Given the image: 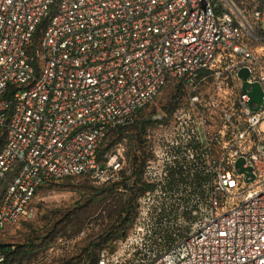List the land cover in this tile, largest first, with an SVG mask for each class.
<instances>
[{
  "label": "built area",
  "instance_id": "1",
  "mask_svg": "<svg viewBox=\"0 0 264 264\" xmlns=\"http://www.w3.org/2000/svg\"><path fill=\"white\" fill-rule=\"evenodd\" d=\"M263 11L264 0H0V233L33 216L44 183L85 176L135 194L97 264H264ZM244 83L263 93L257 110ZM170 84L184 99L142 117L140 168L127 139L100 155Z\"/></svg>",
  "mask_w": 264,
  "mask_h": 264
},
{
  "label": "trees",
  "instance_id": "2",
  "mask_svg": "<svg viewBox=\"0 0 264 264\" xmlns=\"http://www.w3.org/2000/svg\"><path fill=\"white\" fill-rule=\"evenodd\" d=\"M39 37L40 35L38 34L35 37V42H38ZM169 86L171 84L166 87ZM184 95L183 88L174 85V92L168 100L169 103L165 105V109L176 106L177 101H183ZM146 124L147 122L143 121L142 116H140L138 121L130 128L110 132L100 147V155L108 149L112 142L116 143L122 139H127L131 152V164L132 166H137L139 169L140 162L143 161L140 140ZM80 177L83 180L74 183ZM65 187L82 189L79 201L75 205L59 207L58 209H52L44 213L41 220L45 224L46 230L38 245H35L30 237L22 245L11 246L0 244V248L5 254L3 264H34L37 260V254L42 251L44 252L48 248V244L54 239H70L81 233L84 229L90 230L86 237V240L90 242L86 247L79 250L78 259L83 262L82 264H97L96 252L98 248L108 240L121 238L125 234L135 211V194H131L128 198H123L118 193L115 184L95 187L87 177L79 176L48 181L38 188L35 196L38 191L43 189L51 190L53 188L62 189ZM38 247L39 251L37 252L35 249ZM62 261H58L59 264L66 263H62Z\"/></svg>",
  "mask_w": 264,
  "mask_h": 264
},
{
  "label": "rangeland",
  "instance_id": "3",
  "mask_svg": "<svg viewBox=\"0 0 264 264\" xmlns=\"http://www.w3.org/2000/svg\"><path fill=\"white\" fill-rule=\"evenodd\" d=\"M262 29L264 31V11ZM174 92V85L166 87L157 97L154 105L147 111L142 113L143 119L156 113L159 108L164 107L169 103ZM114 143V142H112ZM83 178H77L74 183L82 181ZM82 189L80 188H53L51 190H40L32 200L31 207L33 208V216L26 220L21 221L19 224L8 227L6 231L0 233V244L4 245H22L26 243L27 238H31L35 245H38L41 241V237L45 233L46 228L42 222V216L47 211L52 209H58L59 207H66L75 205L80 199ZM97 230V229H96ZM90 230L84 229L81 233L73 238H57L54 239L48 248L43 252L37 254V260L34 264H59L58 261L63 260L65 264H82L83 262L78 259L79 250L86 247L90 241L86 240ZM120 238H112L103 243L96 252V256L102 247L106 244H116ZM43 248V247H42ZM39 251V247L35 249ZM113 250V248L111 249Z\"/></svg>",
  "mask_w": 264,
  "mask_h": 264
},
{
  "label": "water",
  "instance_id": "4",
  "mask_svg": "<svg viewBox=\"0 0 264 264\" xmlns=\"http://www.w3.org/2000/svg\"><path fill=\"white\" fill-rule=\"evenodd\" d=\"M239 76L246 79L247 78V72L245 70H242L239 73ZM246 88H251V92L249 94L250 104L255 103L257 105V107L254 110H257L259 108V106L262 105L263 93L257 84L248 85L247 83H244L243 89H246ZM240 164L241 163L238 162L237 166H240Z\"/></svg>",
  "mask_w": 264,
  "mask_h": 264
}]
</instances>
